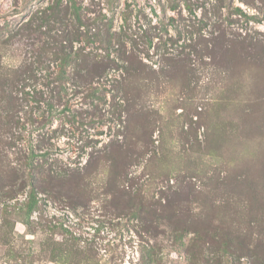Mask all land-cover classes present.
Here are the masks:
<instances>
[{
    "label": "rangeland",
    "instance_id": "374dc122",
    "mask_svg": "<svg viewBox=\"0 0 264 264\" xmlns=\"http://www.w3.org/2000/svg\"><path fill=\"white\" fill-rule=\"evenodd\" d=\"M0 264H264V0H0Z\"/></svg>",
    "mask_w": 264,
    "mask_h": 264
}]
</instances>
